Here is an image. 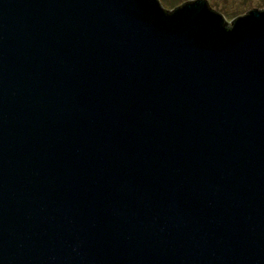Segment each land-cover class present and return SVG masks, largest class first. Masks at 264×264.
<instances>
[{
  "label": "water",
  "instance_id": "obj_1",
  "mask_svg": "<svg viewBox=\"0 0 264 264\" xmlns=\"http://www.w3.org/2000/svg\"><path fill=\"white\" fill-rule=\"evenodd\" d=\"M0 264H264V10L0 0Z\"/></svg>",
  "mask_w": 264,
  "mask_h": 264
},
{
  "label": "rangeland",
  "instance_id": "obj_2",
  "mask_svg": "<svg viewBox=\"0 0 264 264\" xmlns=\"http://www.w3.org/2000/svg\"><path fill=\"white\" fill-rule=\"evenodd\" d=\"M187 1L194 0H162L166 10L178 7ZM211 7L225 14L230 25L233 21L247 14L250 10H264V0H210Z\"/></svg>",
  "mask_w": 264,
  "mask_h": 264
}]
</instances>
